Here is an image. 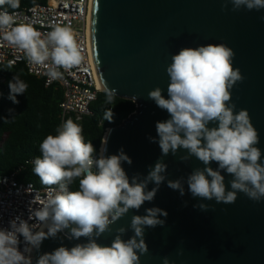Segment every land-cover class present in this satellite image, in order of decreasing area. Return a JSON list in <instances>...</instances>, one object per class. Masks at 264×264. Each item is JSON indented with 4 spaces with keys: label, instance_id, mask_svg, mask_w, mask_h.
I'll return each mask as SVG.
<instances>
[{
    "label": "clouds",
    "instance_id": "9594fccd",
    "mask_svg": "<svg viewBox=\"0 0 264 264\" xmlns=\"http://www.w3.org/2000/svg\"><path fill=\"white\" fill-rule=\"evenodd\" d=\"M229 3L233 11L264 9V0H222L223 9ZM5 5L15 10L20 0H0V8ZM16 15L0 11V39L21 51L30 67L44 69L49 84L63 78L61 69L71 71L84 63L82 48L70 26L52 24L51 31L42 34L31 22L17 23ZM234 56L233 49L224 43L182 48L171 56L166 68L168 98L159 86L148 92L149 99L170 117L156 123L159 139L149 137L150 141L158 142L162 156H177L183 149L186 154L178 156L181 162L195 157L204 165L193 169L186 180H168L167 186L181 196L186 182L191 195L202 200L231 204L238 192L254 202L264 200V163L256 146L259 133L249 112L235 111L236 105L231 102V89L244 79L233 67ZM27 88L15 75L9 82V99L18 103L17 95ZM104 91L106 103L112 104L116 90L105 86ZM130 99L135 103L137 97ZM103 119L112 122V110ZM55 132L43 139L41 155L33 161L32 171L46 190L44 197L36 196L32 202L39 207H29L28 220L36 223L29 224L17 216L9 221V228H0V264H33V250L38 251L43 240L56 238L58 233H65L69 240L83 237L87 242L71 248L60 246L40 255L36 264H140V256L148 252L145 227L163 226L165 221L158 217H167L165 210L151 207L145 210L146 215H133L129 227L116 229L110 245L97 240L130 210L139 211L146 201L154 200L166 179L167 165L160 159L147 176L137 174L130 179L122 164L131 165V158L123 149L119 154L105 155L107 136L101 137L97 154L93 143L85 140L82 126L71 118ZM213 162L218 165L215 170L210 166ZM222 171L232 177L231 190H226ZM77 180L78 188L71 190ZM150 182L155 187L148 190ZM194 207L204 211L211 208L203 203ZM129 229L134 235L125 240L122 237ZM21 236L23 251L19 249ZM163 264H170L167 257Z\"/></svg>",
    "mask_w": 264,
    "mask_h": 264
},
{
    "label": "water",
    "instance_id": "95a60500",
    "mask_svg": "<svg viewBox=\"0 0 264 264\" xmlns=\"http://www.w3.org/2000/svg\"><path fill=\"white\" fill-rule=\"evenodd\" d=\"M222 0H92L89 43L101 92L104 87L116 90V96L131 100L136 96V111L121 125L107 129L105 155H128L132 164L122 167L131 179L139 174L147 176L150 167L163 159L167 165L166 179L160 184L153 201L145 202L139 211L130 210L111 225V231L97 242L110 245L119 227H129L133 215H146V209L158 207L167 217L163 226L145 227L147 254L140 256V264H264V200L254 202L238 192L235 203H216L213 199L193 197L184 183L185 194L167 186L168 180L187 176L204 165L192 157L187 163L178 159L185 155L162 156L156 123L169 119L148 92L159 86L165 98L169 77L166 72L171 56L180 49L195 48L209 43H224L235 56L233 67L244 77L231 89L235 111L246 109L259 133L261 163H264V9L232 10L229 3L223 9ZM212 125H210L211 127ZM111 130V131H109ZM214 170L218 165H210ZM224 176L226 190H231L232 177ZM155 187L150 182L148 190ZM208 204L207 211L194 207ZM47 231V229H45ZM69 230H65L67 232ZM134 235L129 231L122 237ZM86 238L69 240L65 233L42 241L40 249L31 253L33 264L44 253L60 246L68 248L86 243Z\"/></svg>",
    "mask_w": 264,
    "mask_h": 264
},
{
    "label": "trees",
    "instance_id": "16d2710c",
    "mask_svg": "<svg viewBox=\"0 0 264 264\" xmlns=\"http://www.w3.org/2000/svg\"><path fill=\"white\" fill-rule=\"evenodd\" d=\"M47 0H20L18 9L7 5L2 9L16 11L34 5L46 4ZM19 75L27 85L24 94L17 95L18 103L9 99V82ZM63 90L58 85L46 87L44 80L31 75L25 64L15 66L0 64V175L18 172V180L44 188L32 171L33 161L40 156L39 146L47 135H55L60 122V104ZM137 109L131 100L114 97L106 103V93H99L91 105L92 114L78 123L82 126L87 142H92L97 154L101 148V137L107 129L121 125ZM112 110L113 120H104L105 113ZM7 135V136H6ZM78 188V180L70 186Z\"/></svg>",
    "mask_w": 264,
    "mask_h": 264
},
{
    "label": "built area",
    "instance_id": "2783aa9c",
    "mask_svg": "<svg viewBox=\"0 0 264 264\" xmlns=\"http://www.w3.org/2000/svg\"><path fill=\"white\" fill-rule=\"evenodd\" d=\"M92 0H47L46 4L34 5L15 12L17 23L31 22L33 26L45 34L51 31L50 25L61 24L70 26L80 44L85 56L84 63L71 71H64L63 78L48 83V77L43 74L44 69L29 66L24 54L9 46L0 39V64L12 66L23 63L28 72L44 80L46 87L58 85L63 90V101L60 104L61 124L71 118L80 123L89 117L91 105L97 100L101 89L94 68L89 43L90 15ZM0 11L4 9L0 8ZM33 163V162H32ZM45 188H37L32 183H24L18 180V172L10 175H0V228H9V221L20 216L28 220L29 207H39L33 204L35 197H44ZM29 224L36 223L28 220ZM19 249L23 251L24 241L20 238Z\"/></svg>",
    "mask_w": 264,
    "mask_h": 264
},
{
    "label": "bare ground",
    "instance_id": "6f19581e",
    "mask_svg": "<svg viewBox=\"0 0 264 264\" xmlns=\"http://www.w3.org/2000/svg\"><path fill=\"white\" fill-rule=\"evenodd\" d=\"M99 87H100V89H101V85H100V83H99Z\"/></svg>",
    "mask_w": 264,
    "mask_h": 264
},
{
    "label": "rangeland",
    "instance_id": "374dc122",
    "mask_svg": "<svg viewBox=\"0 0 264 264\" xmlns=\"http://www.w3.org/2000/svg\"><path fill=\"white\" fill-rule=\"evenodd\" d=\"M7 136V135H6Z\"/></svg>",
    "mask_w": 264,
    "mask_h": 264
}]
</instances>
